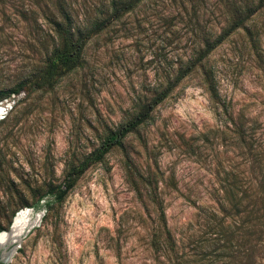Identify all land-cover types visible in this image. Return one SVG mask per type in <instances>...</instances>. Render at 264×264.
Instances as JSON below:
<instances>
[{
    "label": "rangeland",
    "instance_id": "374dc122",
    "mask_svg": "<svg viewBox=\"0 0 264 264\" xmlns=\"http://www.w3.org/2000/svg\"><path fill=\"white\" fill-rule=\"evenodd\" d=\"M119 1L62 0L67 24L88 37L81 66L49 89L29 82L0 100V224L8 223L7 232L24 210L28 219L37 218L18 242L0 247L4 264H149L153 212L127 172L134 179L136 169L161 173L167 225L183 237L222 170L242 168V150L228 137L229 122L214 114L200 69L172 83L122 148L90 162L104 132L133 113L138 96L165 88L195 56L203 36L215 40L232 24L233 9L245 12L244 3L255 0H141L114 15ZM52 17L62 19L52 0H0V89L42 65L56 40ZM262 18H255L257 25ZM206 60L226 110L264 119V34L253 48L237 28ZM68 179L72 187L46 218L42 208L19 207L33 200L34 187Z\"/></svg>",
    "mask_w": 264,
    "mask_h": 264
},
{
    "label": "trees",
    "instance_id": "16d2710c",
    "mask_svg": "<svg viewBox=\"0 0 264 264\" xmlns=\"http://www.w3.org/2000/svg\"><path fill=\"white\" fill-rule=\"evenodd\" d=\"M42 1L45 5V0ZM52 1L62 18L50 19L56 40L42 65L33 67L26 77L13 86L0 89V100L17 93L29 82L38 89H49L54 80L81 66L88 37L67 24L62 0ZM140 1L121 0L114 7L113 14L130 11ZM244 8L245 12L240 7L233 9L232 24L215 40H209L208 35L203 36V43L195 56L188 61L182 73L179 72L172 81H167L165 88L154 90L149 98L138 96L134 101L133 113L116 127L108 128L90 156V162L100 161L111 149L122 148L124 139L129 134L137 133L151 118V111L167 96L172 83L174 85L191 70L200 69L214 114L223 116V120L229 122L230 126H225L228 137L234 147L242 150V168L222 170L216 180L217 186L208 191L209 201L196 206V220L186 222L183 237H176L167 225L158 191V182L163 180L161 173L157 170L141 172L136 169L134 179L130 171L127 172L138 198L153 212L146 240L149 264H264V119H260L258 113L227 111L218 99L212 70L206 66V58L212 49L237 28L244 30L247 40L255 48L259 34H264L263 18L258 25V19H255L260 15L264 17V0L245 2ZM100 26L97 23L95 28L99 29ZM219 133L223 134L224 139L226 132L219 130ZM72 185L73 180L68 179L61 185L48 181L33 190L30 188L33 200L27 202L24 199L19 207L42 208L44 219L53 205L62 202ZM11 200L10 195L7 204ZM13 212L14 209L8 214V222ZM7 224H0V231L6 230ZM115 256L119 257L118 251ZM0 264L4 263L0 261Z\"/></svg>",
    "mask_w": 264,
    "mask_h": 264
},
{
    "label": "bare ground",
    "instance_id": "6f19581e",
    "mask_svg": "<svg viewBox=\"0 0 264 264\" xmlns=\"http://www.w3.org/2000/svg\"><path fill=\"white\" fill-rule=\"evenodd\" d=\"M2 109V107H0ZM3 113V109L1 111V114ZM0 114V117H1ZM27 210L20 211L17 213L9 226V231L7 230L0 233V247H4L6 244L16 243L18 242L20 236L25 234L29 228L35 223L37 218H35L33 221L31 219H28L27 217ZM34 226V225H33Z\"/></svg>",
    "mask_w": 264,
    "mask_h": 264
},
{
    "label": "water",
    "instance_id": "95a60500",
    "mask_svg": "<svg viewBox=\"0 0 264 264\" xmlns=\"http://www.w3.org/2000/svg\"><path fill=\"white\" fill-rule=\"evenodd\" d=\"M12 219H13V218H12ZM11 222H12V221H11ZM10 224H11V223H10ZM9 226H10V225H9ZM8 229H9V228H8ZM1 232H3V230H2ZM1 232H0V233H1Z\"/></svg>",
    "mask_w": 264,
    "mask_h": 264
}]
</instances>
